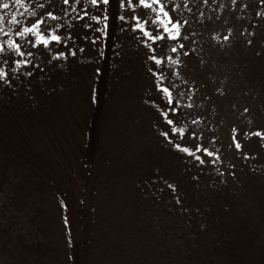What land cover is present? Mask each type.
I'll return each instance as SVG.
<instances>
[{"label":"trees","instance_id":"trees-1","mask_svg":"<svg viewBox=\"0 0 264 264\" xmlns=\"http://www.w3.org/2000/svg\"><path fill=\"white\" fill-rule=\"evenodd\" d=\"M248 1L243 18L249 32L229 37L231 50L224 53L203 27L197 5L189 14L190 0H177L186 3L185 31H192L182 41L189 55L177 52L173 58L182 64L171 68L167 56L174 45L141 43L146 38L119 20L121 12L132 13L116 0L106 37L95 44L75 40L82 53L49 64L47 50L30 49L39 52L44 72L0 87V157L17 167L18 189L37 199L33 222L49 243L12 246L20 264H264V141L242 136L264 131V4ZM64 7L60 0L39 14H60ZM146 11L136 9L141 17ZM76 15L68 18L73 37L89 22ZM59 50L67 48H53ZM152 54L173 82L179 83L173 74L179 68L194 105L184 111L202 118L193 127L203 131L204 146L216 138L222 163L205 158L198 166L160 135L168 126L161 81L149 72L156 70ZM89 72L94 83L81 87ZM233 127L241 151L230 146ZM195 139L176 142L193 147Z\"/></svg>","mask_w":264,"mask_h":264},{"label":"snow or ice","instance_id":"snow-or-ice-1","mask_svg":"<svg viewBox=\"0 0 264 264\" xmlns=\"http://www.w3.org/2000/svg\"><path fill=\"white\" fill-rule=\"evenodd\" d=\"M231 2L235 4L236 0H231ZM260 2L264 4V0H260ZM204 3H207V0H204ZM10 4L16 8H24L25 12L14 11ZM62 4L66 7L61 10L60 14H56L53 10L39 14L38 10L45 7L44 3H36L33 6V0H28V3H25V0H4V2H0V9L7 10L0 14V87H12L13 80L19 82L21 76L31 77L37 69L41 73L44 72V68L40 63L39 52H33L30 49L43 47L47 50L50 53L49 64L53 60L66 62L69 56L74 57L77 55V50L81 53L84 51L83 47L77 48L75 46V37L68 30L71 27L68 19L70 13H77L75 16L77 20H83L87 17L89 22L83 26L93 28L94 32L101 34L92 38L93 44L108 35V6L110 0H71V4L70 0H62ZM117 6L121 10L132 13L131 16H128L121 12L118 18L125 25H130L131 30L146 38V40H141V43L147 44L148 41H151L154 44L157 41H167L174 45L170 47L172 55L167 56L169 68L182 64L181 59H174L173 57L177 52H180L184 57L189 55L185 44L182 42L188 38V33L185 31L188 21L183 19L182 15L186 3H178L177 0H135V2L134 0H117ZM137 8L147 10L143 17L137 14ZM25 16L31 17V20L26 21ZM6 17H10L7 23ZM61 28H65V32L61 33ZM83 38L88 39V37ZM224 39L227 40L229 37L225 36ZM69 40L73 43L72 47H68ZM60 45L65 46L67 51L53 52V48ZM152 51L154 53L155 49H152ZM150 60L154 62L156 70L154 71L150 67L149 72H153V75L161 81L158 89L165 101L166 110L163 111L162 115L168 128L166 131H162L160 135L175 150L198 162V166L205 164V158H209L208 163L213 166L222 163L219 149L214 147L216 138L213 136L210 141L212 147L204 146L200 142L203 138V131L197 132L196 127H193L200 125L202 118H189L190 114L184 111L185 109H191L194 105L188 103L191 99L188 92L191 89L181 87L184 82L179 76V68L173 73L177 76L179 81L177 83L168 79L160 71L158 66L164 63L162 59L152 54ZM9 61H11V65H9ZM29 65H31V69L28 68ZM244 111L247 112L248 110L245 109ZM237 132L238 130L233 127L230 146H234L237 151H241L243 145L236 135ZM253 135L264 141V131L261 130L242 134L244 139ZM184 136L196 138L193 147L176 142L177 137L183 139ZM248 157L249 154L244 153V158L248 159ZM218 175L223 176V172L218 171ZM168 187L175 192L174 185L169 184ZM176 199L179 203V198L176 197Z\"/></svg>","mask_w":264,"mask_h":264},{"label":"rangeland","instance_id":"rangeland-1","mask_svg":"<svg viewBox=\"0 0 264 264\" xmlns=\"http://www.w3.org/2000/svg\"><path fill=\"white\" fill-rule=\"evenodd\" d=\"M4 2V0H0ZM193 2L197 5V11L204 16L203 27H207V33L215 41L216 47L220 51L227 53L231 50L224 39L225 36L231 37L235 35L244 36L249 31L247 24L244 23L245 10L248 7V0H236L232 4L231 0H190L189 14L193 12ZM28 3V0H25ZM36 3H44L45 7L51 5L55 8L58 7L60 0H33V6ZM117 3V0H116ZM54 4V5H53ZM14 11L24 13V8H16L10 4ZM111 8V0L108 6V15ZM40 10V9H39ZM38 10V11H39ZM7 10L0 9V14ZM126 12V11H125ZM10 17H6L7 20ZM189 20L193 21V15H188ZM95 27V25H94ZM84 28L74 35L75 40L80 44L92 39L99 34L94 32L93 28ZM192 31V30H191ZM191 31L188 30L189 35ZM83 37H88L84 39ZM82 47V45H80ZM72 57V56H71ZM124 67L118 70V73L123 72ZM72 74L73 71L69 69L66 72ZM70 74V77H71ZM95 72L82 74L80 82L81 87H91L94 83ZM72 83H78V76H74ZM106 79L105 82H107ZM140 78L138 79V82ZM128 82L125 83L127 86ZM21 183L18 175V169L6 157H0V264H20L17 258L13 256L9 250L12 246L20 243H27L33 247L48 246L49 243L43 235L35 228L33 222L36 213L38 212V201L32 194L21 192L19 184Z\"/></svg>","mask_w":264,"mask_h":264}]
</instances>
